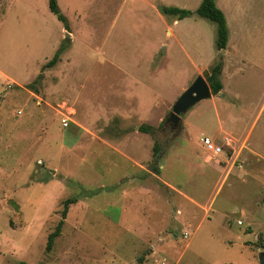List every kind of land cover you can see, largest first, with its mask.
<instances>
[{
    "label": "rangeland",
    "instance_id": "rangeland-1",
    "mask_svg": "<svg viewBox=\"0 0 264 264\" xmlns=\"http://www.w3.org/2000/svg\"><path fill=\"white\" fill-rule=\"evenodd\" d=\"M56 2L68 30L48 0H0V264H259L264 0H214L228 34L220 50L216 23L196 14L202 0ZM54 55L55 65L43 69ZM219 63L222 95L192 106L179 132L164 127L183 91ZM257 113L249 142L262 158L242 144L229 150L219 135L210 141L220 153L200 148L202 168L175 153L159 180L144 177L151 191L144 206L121 196L126 172L111 146L129 143L149 158L143 144L158 143L163 162L194 136L203 145L219 121L223 132L244 135ZM65 199L75 202L63 219Z\"/></svg>",
    "mask_w": 264,
    "mask_h": 264
},
{
    "label": "crops",
    "instance_id": "crops-1",
    "mask_svg": "<svg viewBox=\"0 0 264 264\" xmlns=\"http://www.w3.org/2000/svg\"><path fill=\"white\" fill-rule=\"evenodd\" d=\"M67 22H68V20H67ZM68 28H69V26H68ZM63 30H65V29L63 28ZM66 35H65V38L68 37V40H69V34L66 33ZM222 88L223 87H221V90L215 95H212L210 93L209 98H213V97L217 96L219 93H220L219 96H221L222 95V92H221ZM137 96H138L139 103H141V102L143 103L142 97H140L139 94H137ZM263 99H264V96H263ZM150 104H152L151 99H149L148 102L146 101V104H143V105H145V108H148V107H150ZM262 104L264 105V102ZM257 115H258V113L256 114V117L253 118L252 123L247 128L244 135L238 136V134H236L234 131H228L227 133L223 132L222 124L219 121V127H218L217 133H215L213 135L214 137L213 136L208 137V139L209 140H210V138L211 139H217L216 137H218L220 135V137H222V139H225V141H226V142L222 141V145L229 146L228 147V149L230 148L229 150H232L234 146H238L239 144H242L243 145V151H246L248 154H251L254 157L262 158L260 152L258 151V148L249 142L251 130L255 124V120L257 119ZM141 121H146V120L143 119ZM138 130H139V128H138ZM179 131L180 130H178L177 132H179ZM135 132H136V134H139V131H135ZM142 134L145 135V134H149V133H142ZM193 139L194 140L192 142H189L187 140V143H186L184 141L183 146H186V150H182V152L180 154L177 150H173L169 154V156L167 155V157L165 158V161H163V162L158 161L157 163H154L152 160L153 145L155 143L151 144V141L149 142V144H145L146 146L143 144V146L146 147L145 150L148 149V151L150 152L149 158L144 156L143 154L141 156H139V155L135 156L133 154L132 149H131V147L135 146V145H129V143L126 144L127 148H125V149H121L120 147H117V149H116L114 146L113 147L111 146V150L116 151L118 153V155L121 158H123V160H124L123 161V160L119 159L118 164H117L118 167L120 164V168H122L126 172L125 176L123 177V184L121 183L122 185L120 186L121 187V189H120L121 196H123V198H125V199H132L133 198L135 200V202H137L136 203L137 206H140V207L144 206L143 199L148 195L149 192H151L146 188L147 181L144 179V177H147V178L154 177V178L159 180L158 175L160 173V176L162 177V173L166 167V166H164L166 159H168V157L173 156V154H175V153L178 155H177V157L173 156V158L179 159V160L180 159L190 160V162L189 161L187 162L188 166H191L194 169L202 168L203 167V163H202L203 157L201 155L200 148H202L204 145H201V143H200V136H198V137L194 136ZM136 147H139V145H137ZM162 154H163V152L161 151L160 158L162 157ZM262 159H264V156ZM150 165H151V167H149ZM182 166L184 167L185 164L176 162V168L177 169H179L180 167L182 168ZM173 170L174 169H171V171L169 172V176H171V177H172V175H175L174 174L175 171H173ZM138 173H140V176L143 178L142 180H139L136 178V174H138ZM250 173L253 174L251 171H250ZM262 175H264V171L262 172ZM245 176H247V175H245ZM237 179H242V176H238ZM160 181L163 182L164 184L168 185L174 192H176V194H178V196H180V198L182 200L184 198L187 200L190 199L189 196L187 194H185L184 191L182 190L183 186H181L182 188L180 186H178L176 188V186H174L172 184L170 185L162 179H160ZM178 182H180V181L178 180ZM180 183L183 184V182H180ZM177 206L180 207L179 204ZM177 212H179V214L182 215V213L184 211L180 207V209H178Z\"/></svg>",
    "mask_w": 264,
    "mask_h": 264
},
{
    "label": "trees",
    "instance_id": "trees-1",
    "mask_svg": "<svg viewBox=\"0 0 264 264\" xmlns=\"http://www.w3.org/2000/svg\"><path fill=\"white\" fill-rule=\"evenodd\" d=\"M48 9L53 15L56 16L57 20L62 23L64 29L68 30L67 20L61 14L56 0H48ZM167 11L168 13L179 15V17H184L186 15H189L188 11L180 10L177 8H170ZM196 14L200 17L207 18L208 20L216 23L217 25L216 46L218 50L224 49L226 46L227 37H228L227 29H226L223 14L216 7L214 0H202L200 5L196 9ZM57 59H58V55H54V57L43 66V69L53 67L55 63L57 62ZM220 66L221 64L219 63L209 70V74L212 79V82L209 85V89L212 95L217 94L221 90V87H222L219 81ZM162 125H163V122H162ZM139 130L142 131L143 133L151 132L150 129L145 128V127H140ZM161 151L162 149L160 148V145L158 143H155L153 145V151H152L153 152L152 160L154 163H157L159 161ZM73 202H75L73 199H65L62 202L63 210L61 212V217L63 219L66 216L68 206ZM60 228H61V223H59L57 227L55 228V230L49 234L47 238V242H46V247H45L46 252L50 251L52 244L54 242V239L59 235Z\"/></svg>",
    "mask_w": 264,
    "mask_h": 264
},
{
    "label": "water",
    "instance_id": "water-1",
    "mask_svg": "<svg viewBox=\"0 0 264 264\" xmlns=\"http://www.w3.org/2000/svg\"><path fill=\"white\" fill-rule=\"evenodd\" d=\"M67 36V35H66ZM68 40V37H66ZM212 79L207 70L198 76L177 98L171 108V112L163 122L164 127H171L172 130L180 128L181 117L196 103L210 97L209 85ZM259 264H264V249L259 248Z\"/></svg>",
    "mask_w": 264,
    "mask_h": 264
},
{
    "label": "built area",
    "instance_id": "built-area-1",
    "mask_svg": "<svg viewBox=\"0 0 264 264\" xmlns=\"http://www.w3.org/2000/svg\"><path fill=\"white\" fill-rule=\"evenodd\" d=\"M66 125V124H64ZM204 147L213 154H218L221 152V148L215 146L208 138L202 140ZM238 224L240 225L241 222L239 221Z\"/></svg>",
    "mask_w": 264,
    "mask_h": 264
}]
</instances>
